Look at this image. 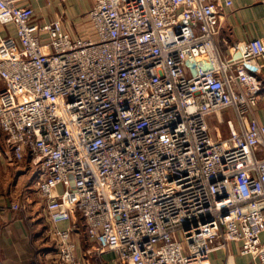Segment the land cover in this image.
I'll return each instance as SVG.
<instances>
[{"label": "built area", "instance_id": "1", "mask_svg": "<svg viewBox=\"0 0 264 264\" xmlns=\"http://www.w3.org/2000/svg\"><path fill=\"white\" fill-rule=\"evenodd\" d=\"M21 1L0 0V132L48 220L80 217L120 264H207L231 242L264 264V43L220 54L233 0H93L84 36L53 20L45 38ZM72 233L49 232L55 263H76Z\"/></svg>", "mask_w": 264, "mask_h": 264}, {"label": "crops", "instance_id": "2", "mask_svg": "<svg viewBox=\"0 0 264 264\" xmlns=\"http://www.w3.org/2000/svg\"><path fill=\"white\" fill-rule=\"evenodd\" d=\"M19 5L33 9L32 26L40 37H46L41 27L53 20H59L65 32L77 37L85 34L86 16L93 0H22ZM15 36L14 24L0 23V41L15 39ZM254 38L264 43V0H233L230 8L220 12L219 31L215 37L218 51L231 60L237 48L243 49L246 42ZM45 51L50 49L45 48ZM258 77L264 81V68ZM3 87L0 79V91ZM254 117L259 124H264V85ZM37 175L28 157L21 162L15 160L0 132V204L9 206L15 202L19 206L18 210L8 209L0 215V264H57L54 262L56 248L49 232L54 228L65 230L72 227L75 264H120L111 252L98 256L96 244L85 237L80 217L74 216L56 224L48 220L45 202L35 184ZM61 191L60 187L57 188L58 194ZM261 241L264 243V234ZM239 248V243L231 242L227 250L213 251L207 264H249L250 257L240 255Z\"/></svg>", "mask_w": 264, "mask_h": 264}, {"label": "rangeland", "instance_id": "3", "mask_svg": "<svg viewBox=\"0 0 264 264\" xmlns=\"http://www.w3.org/2000/svg\"><path fill=\"white\" fill-rule=\"evenodd\" d=\"M228 117L233 118V117L231 116V113H230V112H227V115H226L225 119L228 118ZM209 122H210V123L213 122V125L219 127L220 136H221L222 138H225V136H227V129H226L225 124L219 125L215 119H210ZM211 124H212V123H211ZM210 128H211L212 135H214L215 133H214V130H213V128L211 127V125H210Z\"/></svg>", "mask_w": 264, "mask_h": 264}, {"label": "trees", "instance_id": "4", "mask_svg": "<svg viewBox=\"0 0 264 264\" xmlns=\"http://www.w3.org/2000/svg\"><path fill=\"white\" fill-rule=\"evenodd\" d=\"M263 88V87H262ZM262 91V90H261Z\"/></svg>", "mask_w": 264, "mask_h": 264}]
</instances>
